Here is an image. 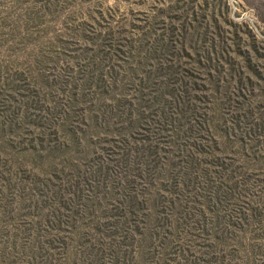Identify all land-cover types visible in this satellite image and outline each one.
I'll list each match as a JSON object with an SVG mask.
<instances>
[{
	"label": "rangeland",
	"instance_id": "1",
	"mask_svg": "<svg viewBox=\"0 0 264 264\" xmlns=\"http://www.w3.org/2000/svg\"><path fill=\"white\" fill-rule=\"evenodd\" d=\"M0 264H264V0H0Z\"/></svg>",
	"mask_w": 264,
	"mask_h": 264
}]
</instances>
